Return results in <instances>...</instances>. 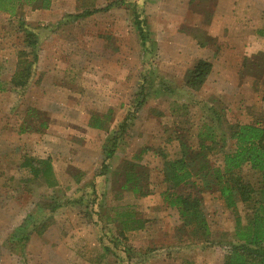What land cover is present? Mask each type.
<instances>
[{"label":"rangeland","instance_id":"rangeland-1","mask_svg":"<svg viewBox=\"0 0 264 264\" xmlns=\"http://www.w3.org/2000/svg\"><path fill=\"white\" fill-rule=\"evenodd\" d=\"M112 1L99 0L98 7ZM126 1L67 24L61 20L76 12L70 0L55 6L66 10L62 15L33 17L28 6L25 17L38 28L41 47L24 89L9 84L19 55L28 50L25 36L16 31L17 21L0 13V65L8 86L0 92V264H222L227 242L236 240L237 216L246 222L251 212L240 202L236 211L227 207L214 189L202 203L209 235L185 226L162 199L160 153L180 156L181 137L199 150L204 123L215 127L226 152L235 148L230 126L264 125V77L256 87L239 84L237 76L244 56L264 52V0H226L230 10L223 22L217 19L219 0H164L165 6L150 5L162 0ZM136 1L148 6L158 42L154 55L144 56L138 43ZM200 57L213 62V72L200 92L188 93L185 75ZM143 77L152 91L135 111ZM207 106L221 114L220 127ZM129 114L133 118L103 174V148ZM30 158L51 161V183L24 166ZM132 159L148 172L146 196L123 188L122 166ZM207 159L221 166L223 153ZM240 173L260 199L261 174L247 164ZM128 209L144 228L120 231L118 214ZM44 223L47 229L38 234ZM23 225L31 231L28 241L12 237ZM124 247L131 248L130 256Z\"/></svg>","mask_w":264,"mask_h":264},{"label":"trees","instance_id":"trees-1","mask_svg":"<svg viewBox=\"0 0 264 264\" xmlns=\"http://www.w3.org/2000/svg\"><path fill=\"white\" fill-rule=\"evenodd\" d=\"M52 3L53 0H0V13L17 21L15 23L16 31L24 34L25 49H28L19 55L16 72L9 84L12 88L24 89L28 86L40 58L41 34L37 27L27 21L25 17L27 7L29 6L28 8L31 10L49 9ZM137 3L139 4L137 1L132 3V15L138 43L144 56L154 55L158 49V42L151 32V25L143 3L139 5ZM125 4H128L126 0H115L104 7H98V0H79L77 11L66 14L61 22L64 24L79 22L101 11H109L113 6L122 7ZM29 56H32V60L28 62L24 60ZM212 70V61L204 58L198 59L185 75L184 90L188 93L199 92ZM146 83V78L143 77L141 88L133 100L135 111L141 109L152 91L153 83ZM7 87L0 65V92L5 91ZM167 89L176 92L173 88L168 87ZM262 99L264 100V94ZM202 103L207 105V102L202 101ZM208 110L212 113L211 118L217 121L218 127H220L222 124L221 114L217 113L213 107H208ZM131 118L133 117L129 114L120 125L119 130L108 138L103 148V174L109 168L110 161L114 158L123 140L128 121ZM93 127H96V122ZM214 128L208 123L203 124L198 132L199 150H191L188 142L181 137L180 156L172 158L164 152L160 153L164 160L162 173L163 181L166 183V189L161 192L162 199L167 207L178 211L185 226L191 227L195 232L203 229L204 236L209 235L206 214L202 210L205 193L217 189L226 206L235 211L238 210L239 202L249 205L251 212L246 222H243L239 215L236 218V240L227 242V250L222 264H264V125L237 123L230 126L229 133L235 143V148L231 152H226L224 144L219 145L218 134ZM221 152L223 153L222 165L210 166L211 163L207 157ZM23 164L34 174L43 175L45 178L49 177L47 181H51L53 166L49 159L30 158L24 160ZM246 164L261 174L262 197L260 199L256 198L259 191L240 173V169ZM121 171L125 176L123 188L139 196L149 194L144 183L148 175L145 165L134 159L126 160ZM118 217H120L122 233L144 227V220L130 209L118 214ZM25 226L23 225L12 237L19 241L30 240L31 231H28L27 228L25 230ZM47 226V223H44L37 233L42 234ZM35 227L38 229L37 226ZM104 247L106 251L110 249L106 244ZM123 251L130 256L131 248L124 247Z\"/></svg>","mask_w":264,"mask_h":264},{"label":"crops","instance_id":"crops-1","mask_svg":"<svg viewBox=\"0 0 264 264\" xmlns=\"http://www.w3.org/2000/svg\"><path fill=\"white\" fill-rule=\"evenodd\" d=\"M65 1H67V0H53V3H52V5H51V7L49 9H36V10H33V12H32L33 13V17L34 16L35 17L36 16L39 17V16H44V15L50 16L51 14H54V13L56 14V13H60V12H61V15L63 13L65 14V12H64V11H66L65 9L64 10L55 9V6H63L62 3H64ZM70 1H71L70 5L71 6H75V11H77V6L79 5V0H70ZM144 1H145L144 3H146V0H144ZM98 2H99V0H98ZM148 2L149 1H147V4H149ZM226 2H227L226 0H219V6H217V10H218L217 12H219L217 19L219 21H221V22L224 21V19H222L221 16L223 14L227 13V11H225V10H230V8L228 9L227 7H225L226 6ZM150 5L151 6H165V2H164V0H162L158 4H155L152 1ZM64 6H66V5H64ZM143 6H144V8L148 7V6H145V5H143ZM56 11H58V12H56ZM145 11H146L147 16L150 15L148 13V11L146 10V8H145ZM68 13H69V11H68ZM32 20H34V19H32ZM27 21L29 22V20H27ZM31 23H32V21H31ZM228 39H230V38H228ZM224 51H223V53H224ZM246 56H244L242 58V60L240 62L239 69H238V75L237 76H238L239 84L242 83V82H244V83L245 82L246 83L251 82L253 85L255 84L256 87H258V83L260 81H262V79H260V77L261 78L264 77V76H259V70H258L259 65L262 67L261 69H264V52L260 51V52L253 53L251 55H246ZM200 58L206 59L205 57H200ZM200 58H198V59H200ZM247 61L249 62V65L247 64ZM259 61H261V62H259ZM213 69H214V64H213ZM261 71H263V70H261ZM212 72H213V70H212ZM212 72H211V74H212ZM3 76H5V74H3ZM209 78H210V76H209ZM207 81H206V83H207ZM206 83L204 84V86L206 85ZM203 87H202V89H203Z\"/></svg>","mask_w":264,"mask_h":264}]
</instances>
